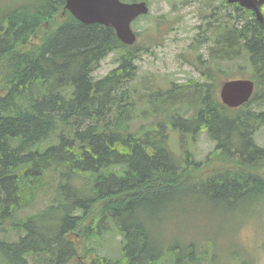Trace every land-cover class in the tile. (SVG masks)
Instances as JSON below:
<instances>
[{"label": "trees", "instance_id": "1", "mask_svg": "<svg viewBox=\"0 0 264 264\" xmlns=\"http://www.w3.org/2000/svg\"><path fill=\"white\" fill-rule=\"evenodd\" d=\"M6 1L0 7V264H81L92 253L93 264H158L168 248L154 225L185 195L205 194L226 210L261 214L264 146L255 136L264 127V27L254 10L234 3L227 15L222 9L215 15L216 2L206 0L199 6L205 22L189 45L195 61L185 58L198 77L150 92L154 80L147 90L134 83L148 46L122 43L111 25L81 22L66 0ZM162 18L153 24L159 27ZM115 53L117 67L96 77ZM234 70H250L255 91L250 102L230 109L218 91L238 77ZM144 117L148 126L135 124ZM169 128L193 139L206 133L215 147L203 160L187 152L181 163ZM49 189L52 198L33 212ZM110 231L121 236L120 259L91 244ZM185 255L169 259L197 260Z\"/></svg>", "mask_w": 264, "mask_h": 264}, {"label": "rangeland", "instance_id": "2", "mask_svg": "<svg viewBox=\"0 0 264 264\" xmlns=\"http://www.w3.org/2000/svg\"><path fill=\"white\" fill-rule=\"evenodd\" d=\"M5 2L7 1L0 0L1 8ZM200 5H203L202 0H150L151 15L139 18L132 24L133 29L140 34L137 44L148 46L147 51L143 52L137 61L138 76L134 83L137 82L141 87L147 86V90L150 81L154 80L155 84L150 89V92H153L167 89L174 82H185L191 77H198V73L187 60L195 61V55L190 52L189 45L198 32V26L205 22L199 16ZM160 16L163 18L159 27H156L153 21ZM117 65V54L109 55L101 62V67L94 75L102 77ZM234 72L238 77L251 76L250 70L242 74L236 73L235 70L232 73ZM222 78L224 77L221 76L220 80ZM135 124L148 126L150 121L144 117ZM187 133L169 128L170 147L181 163H184L183 158L187 152L193 153L197 160H203L213 151L214 142L206 133L198 134L197 139ZM255 139L258 144L264 146V127L256 134ZM187 183L192 184L191 180ZM54 184V181H50L49 186ZM53 193L54 189L42 191L32 211L42 209ZM180 194L174 199H179ZM201 197L185 195L181 203L170 210L169 216L166 214L165 220L161 219V223L154 225V235L161 244L164 243L161 239H167L165 245L168 248L158 264H175L174 257H169L181 255L182 252L191 258H197L193 261L196 264H241L246 258L251 259L253 264H264V210L259 215L256 214L258 210L233 212L226 210L224 206L209 203L205 194ZM164 212L162 210L161 214L164 215ZM249 213L253 214L240 224L247 219L246 214ZM120 242L121 236H113L110 231L100 240L94 239L91 244L97 248L96 251L100 255L120 259L123 246ZM82 245L83 243H80V246ZM96 256L92 253L84 260L93 264ZM183 262L193 263L187 256L183 258ZM75 263L80 264L78 260L72 264ZM82 264H85L84 261Z\"/></svg>", "mask_w": 264, "mask_h": 264}, {"label": "water", "instance_id": "3", "mask_svg": "<svg viewBox=\"0 0 264 264\" xmlns=\"http://www.w3.org/2000/svg\"><path fill=\"white\" fill-rule=\"evenodd\" d=\"M228 1L254 10L257 20L264 27V14L261 9L264 0ZM65 6L83 23L113 26L117 37L128 45H134L137 41V35L132 29V22L140 15L149 12V5L146 1L125 3L122 0H66ZM254 89L255 83L249 78L227 80L219 89L220 100L229 108H238L251 99Z\"/></svg>", "mask_w": 264, "mask_h": 264}, {"label": "flooded vegetation", "instance_id": "4", "mask_svg": "<svg viewBox=\"0 0 264 264\" xmlns=\"http://www.w3.org/2000/svg\"><path fill=\"white\" fill-rule=\"evenodd\" d=\"M125 1H130V2H134L135 0H125ZM204 3L206 4L205 6H207V1L203 0ZM216 2L218 3L213 9L212 14H218L219 11L222 9V11H224V14L227 15L229 12V5L228 3H225L226 5H222L223 0H216ZM223 6V7H222Z\"/></svg>", "mask_w": 264, "mask_h": 264}, {"label": "bare ground", "instance_id": "5", "mask_svg": "<svg viewBox=\"0 0 264 264\" xmlns=\"http://www.w3.org/2000/svg\"><path fill=\"white\" fill-rule=\"evenodd\" d=\"M194 169V168H193Z\"/></svg>", "mask_w": 264, "mask_h": 264}]
</instances>
